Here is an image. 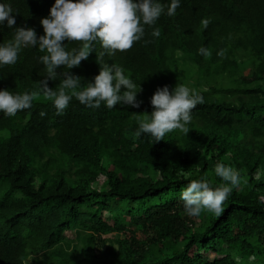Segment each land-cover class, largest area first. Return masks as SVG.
<instances>
[{
	"label": "trees",
	"instance_id": "16d2710c",
	"mask_svg": "<svg viewBox=\"0 0 264 264\" xmlns=\"http://www.w3.org/2000/svg\"><path fill=\"white\" fill-rule=\"evenodd\" d=\"M9 2L17 26L44 34L40 20L55 0ZM13 35L4 26L0 43ZM102 51L95 42L69 69L82 86L98 74ZM43 54L26 47L0 67V88L35 93L31 108L0 113V264H264V0H181L131 48L105 55L140 83L139 108H89L73 97L57 114L40 88ZM61 80L49 87L59 91ZM176 83L203 97L189 132L156 143L136 137V117L152 111L156 88ZM216 163L237 171L239 185L219 215H187L180 192L188 181L225 183Z\"/></svg>",
	"mask_w": 264,
	"mask_h": 264
},
{
	"label": "clouds",
	"instance_id": "9594fccd",
	"mask_svg": "<svg viewBox=\"0 0 264 264\" xmlns=\"http://www.w3.org/2000/svg\"><path fill=\"white\" fill-rule=\"evenodd\" d=\"M180 5L181 0H168L167 4L161 0H55L49 14L40 20L44 34L38 36L32 27L17 26L13 15L16 11L11 3L0 0V30L4 26L14 29L12 39L0 43V67L15 64L23 48L38 47L44 53L39 56V62L47 73L40 81V88L57 114L64 112L73 97L89 108H99L102 104L108 109L117 105L139 108L142 103L137 99V94L142 91L140 83L138 86L121 66L107 62L104 56L111 57L117 51L131 48L144 37L145 26L154 25L162 14L174 16ZM209 22L203 20V27L206 28ZM151 35L159 37V29L154 28ZM65 41H79L82 46L68 50ZM97 41L103 49L97 55L100 70L84 87L80 76L69 69L88 59ZM198 53L210 55L206 47L199 48ZM61 67L68 71L58 72ZM57 76H62L61 86L59 91H54L48 81ZM34 99L35 93L0 88V113L13 117L18 111L31 108ZM202 102V95L183 83H176L171 90L168 85L158 86L150 97L152 111H144V115L136 117L135 136L148 134L156 143L174 130L188 133L186 125L191 121L192 111ZM214 172L225 183L214 185L201 176L188 181L181 190L180 199L187 215L199 216L204 210L219 215L224 201L240 183L239 173L224 163H216Z\"/></svg>",
	"mask_w": 264,
	"mask_h": 264
},
{
	"label": "rangeland",
	"instance_id": "374dc122",
	"mask_svg": "<svg viewBox=\"0 0 264 264\" xmlns=\"http://www.w3.org/2000/svg\"><path fill=\"white\" fill-rule=\"evenodd\" d=\"M103 180H104V177H100V179H99L100 183H101ZM105 216H106V214H105ZM66 235H68L69 237H72V236L74 235V232L71 231V230H67V231H66ZM217 255H218V254H217L215 251H210V252L207 253V257H208V258H211V259L217 257Z\"/></svg>",
	"mask_w": 264,
	"mask_h": 264
}]
</instances>
